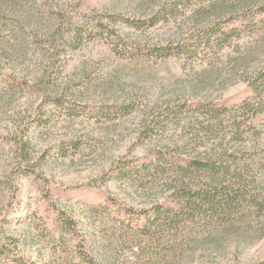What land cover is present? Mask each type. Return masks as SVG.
Returning <instances> with one entry per match:
<instances>
[{"label":"rangeland","instance_id":"374dc122","mask_svg":"<svg viewBox=\"0 0 264 264\" xmlns=\"http://www.w3.org/2000/svg\"><path fill=\"white\" fill-rule=\"evenodd\" d=\"M49 1L81 16L127 17L136 2ZM246 25L221 47L167 58L119 54L94 36L49 79L33 46L23 66L0 64V218L12 219L0 223L1 244L48 264H92L75 263L82 248L95 264L262 262L264 103L248 82L264 67V23ZM0 26L8 41L7 16ZM115 26L142 44L163 45L178 32L124 19ZM224 150L228 173L204 185L223 199L195 200L197 172L182 166ZM179 187L183 199L173 201ZM159 203L177 216L147 229L117 218L128 209L144 218ZM59 210L76 229L60 224Z\"/></svg>","mask_w":264,"mask_h":264},{"label":"trees","instance_id":"16d2710c","mask_svg":"<svg viewBox=\"0 0 264 264\" xmlns=\"http://www.w3.org/2000/svg\"><path fill=\"white\" fill-rule=\"evenodd\" d=\"M48 1L0 0V16H7L12 26L9 28L8 41L2 37L3 29L0 26V64L12 61L16 64L13 65L14 67L23 66L26 55L30 51L29 46H33L34 52L39 50L40 53L35 63L43 69L41 79H49L52 74L59 72L64 55L69 50L78 49L87 39L94 36L106 37L119 54L131 56L148 54L167 58L172 55L193 53L192 51L198 47L213 49L217 46L221 47L224 39L239 35L240 27L245 22L247 24L245 31L254 30L264 23V0H136L134 6H130L128 10L130 17L121 10L111 15L102 13V16H99L93 12L92 15L81 16L80 12L73 13L64 9L59 2ZM115 6L118 7L119 4ZM121 19L135 28L169 25L170 28H176L178 32L174 31L173 38L166 44L149 42L142 44L136 40H130L128 33H121V30L116 28L115 25ZM193 24L198 28L190 29L189 35L183 37V28ZM255 75L256 77L248 84L259 104H263L264 67ZM52 97L56 99L55 96ZM211 125L212 123L207 124V126ZM199 155L202 156V154ZM224 155L228 156L226 150L211 155L205 154L204 157L194 156L190 158L188 167L182 166V169H194L197 172L196 176L192 177L195 200H205L207 195L208 199H223L222 196H212L211 192L205 191L204 185L220 179L223 181V175L229 171L223 166ZM182 189L179 187V192L173 194V201L183 199ZM125 212L124 217L120 218L119 213L117 218L127 223L129 229H147L149 225L158 226L162 219L177 216L172 204L162 203L154 206L151 211H145L144 218L135 215L132 209ZM59 213L61 225L68 229L77 228V222L72 217L60 210ZM10 220L12 219L7 214L0 218V223L10 222ZM77 252L80 261L75 263L83 260V262L95 264V260L88 255L86 249L82 248ZM1 261H11L15 264H48L16 254L0 242ZM258 264H264V260Z\"/></svg>","mask_w":264,"mask_h":264}]
</instances>
